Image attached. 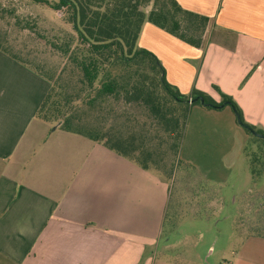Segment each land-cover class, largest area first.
<instances>
[{"label":"crops","instance_id":"crops-1","mask_svg":"<svg viewBox=\"0 0 264 264\" xmlns=\"http://www.w3.org/2000/svg\"><path fill=\"white\" fill-rule=\"evenodd\" d=\"M176 1L209 18L201 46L146 23L139 47L159 58L182 94L196 89L218 103L228 95L264 132V0ZM50 87L0 50V264H202L196 236L165 235L172 210L161 171L36 117ZM200 106L191 108L204 112L197 125L208 123L200 142L213 148L227 106ZM186 136L185 128L181 148ZM182 203L172 212L178 221ZM242 242L233 264H264V237Z\"/></svg>","mask_w":264,"mask_h":264},{"label":"trees","instance_id":"trees-1","mask_svg":"<svg viewBox=\"0 0 264 264\" xmlns=\"http://www.w3.org/2000/svg\"><path fill=\"white\" fill-rule=\"evenodd\" d=\"M31 1L57 12L70 27L60 44L53 43L66 59L62 71L56 75H50L11 46L0 43L2 52L51 84L36 114L38 119L99 142L144 170L152 167L153 149L143 143L144 139L138 140L136 133L122 136L117 131L123 125L134 128V124L145 121L135 118L132 112L130 115L127 112L124 119L123 104L126 108L136 106L146 111L151 121L161 128L164 135L160 138L171 140L170 148L177 153L191 108L203 105L200 100L195 101L199 97L211 104L203 105L210 109L229 102L228 106L239 112L243 127L249 133L253 129L264 135L262 130L244 121L230 96L221 94L222 101L218 103L196 89L182 94L167 81L159 58L138 45L144 25L151 23L199 47L209 24L208 17L183 9L176 0H59L58 5L44 0ZM80 102H85L90 111L96 107L99 120L111 123V128L81 124L73 113ZM114 103L120 105L114 109ZM155 169L160 171L158 167Z\"/></svg>","mask_w":264,"mask_h":264},{"label":"rangeland","instance_id":"rangeland-1","mask_svg":"<svg viewBox=\"0 0 264 264\" xmlns=\"http://www.w3.org/2000/svg\"><path fill=\"white\" fill-rule=\"evenodd\" d=\"M44 1L59 4V0ZM69 31L64 19L47 7L31 0H0V43L11 46L50 75L60 74L66 62L53 43L60 44ZM116 105L120 103H114V109ZM121 107H125L124 119L127 112L129 115L132 112L135 118L145 122L134 124V128L123 125L117 133L122 136L136 133L138 140L146 141L143 143L154 151L152 167L160 168L170 187L171 221L166 225L165 235L176 237L187 232L191 239L196 236L202 264H233L235 253L245 252L244 237H264V139L253 136L240 125L230 106L209 108L211 113H217L214 109L225 111L221 121L226 126L213 148L209 140L200 142L202 124L208 123L197 125L204 112L194 107L188 117L190 124H186V140L178 153L170 148L171 140L160 138L164 135L161 128L146 111L136 106L126 108L125 104ZM92 111L85 102H80L73 113L81 124L111 128V123L99 120L96 107ZM225 113H230V121ZM211 165L214 169L206 168ZM179 197L183 199V218L178 221L172 212Z\"/></svg>","mask_w":264,"mask_h":264},{"label":"water","instance_id":"water-1","mask_svg":"<svg viewBox=\"0 0 264 264\" xmlns=\"http://www.w3.org/2000/svg\"><path fill=\"white\" fill-rule=\"evenodd\" d=\"M197 100H200V102H201L203 105L211 106V104H208V103L205 102V100H204L203 97H199V98L195 99V101H197ZM227 105H229V102H225V103H223V104H221V105H218V106L213 105V107H214V108H223V107H225V106H227ZM233 110H234V113H235V115H236V118H237L238 123H239L240 125L243 126L244 124H243V122H242V119H241V116H240L239 112H238L235 108H233ZM250 131H251V133L254 134L255 136L264 139V135H263V134L257 133V132H256L255 130H253V129H251Z\"/></svg>","mask_w":264,"mask_h":264}]
</instances>
